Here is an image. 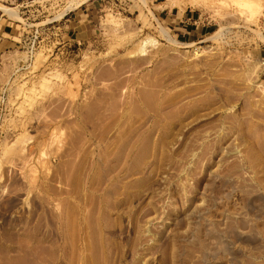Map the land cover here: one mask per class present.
<instances>
[{
    "label": "rangeland",
    "instance_id": "rangeland-1",
    "mask_svg": "<svg viewBox=\"0 0 264 264\" xmlns=\"http://www.w3.org/2000/svg\"><path fill=\"white\" fill-rule=\"evenodd\" d=\"M243 1L0 0V264H264Z\"/></svg>",
    "mask_w": 264,
    "mask_h": 264
},
{
    "label": "bare ground",
    "instance_id": "bare-ground-1",
    "mask_svg": "<svg viewBox=\"0 0 264 264\" xmlns=\"http://www.w3.org/2000/svg\"><path fill=\"white\" fill-rule=\"evenodd\" d=\"M244 1H246V0H244ZM244 3H246L247 7L250 8L252 11H254V13H255V10L258 11V9H259V6H257V4L256 3H253L251 0H248V1L244 2ZM10 15L13 18L16 17V14H14L13 12H11ZM162 32L165 35V37H167L169 39L167 33L163 29H162Z\"/></svg>",
    "mask_w": 264,
    "mask_h": 264
},
{
    "label": "crops",
    "instance_id": "crops-1",
    "mask_svg": "<svg viewBox=\"0 0 264 264\" xmlns=\"http://www.w3.org/2000/svg\"><path fill=\"white\" fill-rule=\"evenodd\" d=\"M180 20H181V19H180ZM180 22H181V21H180ZM191 32H193V31H191ZM8 34H9V33L6 32V28H4L3 31H2V35H8ZM187 34H190V33L187 32ZM6 46H7V45H6L5 43H2V41L0 42V48H1V47H4V48H5Z\"/></svg>",
    "mask_w": 264,
    "mask_h": 264
}]
</instances>
